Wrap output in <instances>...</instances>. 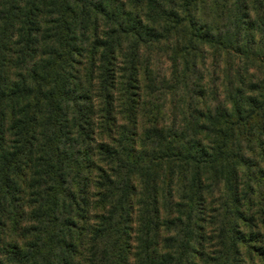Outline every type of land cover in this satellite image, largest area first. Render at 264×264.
Listing matches in <instances>:
<instances>
[{
    "label": "trees",
    "instance_id": "1",
    "mask_svg": "<svg viewBox=\"0 0 264 264\" xmlns=\"http://www.w3.org/2000/svg\"><path fill=\"white\" fill-rule=\"evenodd\" d=\"M0 264H264V0H0Z\"/></svg>",
    "mask_w": 264,
    "mask_h": 264
}]
</instances>
